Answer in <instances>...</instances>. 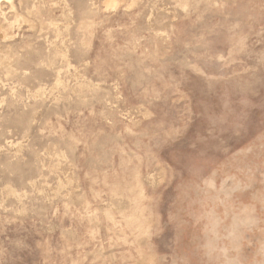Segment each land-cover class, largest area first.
Wrapping results in <instances>:
<instances>
[{"label": "rangeland", "instance_id": "obj_1", "mask_svg": "<svg viewBox=\"0 0 264 264\" xmlns=\"http://www.w3.org/2000/svg\"><path fill=\"white\" fill-rule=\"evenodd\" d=\"M0 0V264H264V0Z\"/></svg>", "mask_w": 264, "mask_h": 264}, {"label": "bare ground", "instance_id": "obj_2", "mask_svg": "<svg viewBox=\"0 0 264 264\" xmlns=\"http://www.w3.org/2000/svg\"><path fill=\"white\" fill-rule=\"evenodd\" d=\"M106 1H107V4H108L109 6L114 5V1H113V0H106Z\"/></svg>", "mask_w": 264, "mask_h": 264}]
</instances>
